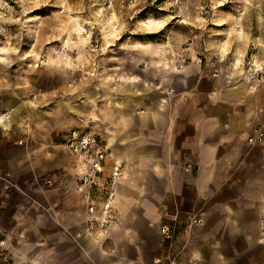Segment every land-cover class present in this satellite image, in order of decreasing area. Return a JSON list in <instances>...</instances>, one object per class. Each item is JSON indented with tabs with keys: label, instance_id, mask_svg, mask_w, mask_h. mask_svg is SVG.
Listing matches in <instances>:
<instances>
[{
	"label": "clouds",
	"instance_id": "clouds-1",
	"mask_svg": "<svg viewBox=\"0 0 264 264\" xmlns=\"http://www.w3.org/2000/svg\"><path fill=\"white\" fill-rule=\"evenodd\" d=\"M0 264H264V0H0Z\"/></svg>",
	"mask_w": 264,
	"mask_h": 264
},
{
	"label": "rangeland",
	"instance_id": "rangeland-1",
	"mask_svg": "<svg viewBox=\"0 0 264 264\" xmlns=\"http://www.w3.org/2000/svg\"><path fill=\"white\" fill-rule=\"evenodd\" d=\"M149 4H151V0H149ZM148 10H151V9H148Z\"/></svg>",
	"mask_w": 264,
	"mask_h": 264
}]
</instances>
